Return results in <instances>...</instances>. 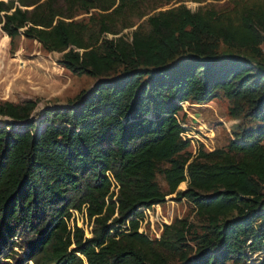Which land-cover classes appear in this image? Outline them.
<instances>
[{"label": "trees", "instance_id": "obj_1", "mask_svg": "<svg viewBox=\"0 0 264 264\" xmlns=\"http://www.w3.org/2000/svg\"><path fill=\"white\" fill-rule=\"evenodd\" d=\"M172 1L0 0L10 42L34 40L69 73L97 78L36 121V100L0 101V264H264V74L217 52L221 41L259 54L264 0L162 8ZM218 92L257 125L191 154L180 103ZM168 195L199 223L139 233L140 209ZM70 209H84L89 236L69 225ZM10 246L23 254L3 255Z\"/></svg>", "mask_w": 264, "mask_h": 264}, {"label": "rangeland", "instance_id": "obj_2", "mask_svg": "<svg viewBox=\"0 0 264 264\" xmlns=\"http://www.w3.org/2000/svg\"><path fill=\"white\" fill-rule=\"evenodd\" d=\"M185 5L190 11L197 8L214 7L216 9L228 7L227 0H173L162 7ZM87 14H80L75 18L86 19ZM130 29H124L126 33ZM111 35H107L110 37ZM217 52L222 55H236L247 60L255 69L264 74V42L259 44V54L254 55L250 50L241 47H229L218 41ZM60 53L47 52L41 49L39 43L18 35L12 42L4 37L0 31V101L7 100L20 102L25 99L36 100V106L30 114V119L36 121L45 107L65 106L74 101L82 91L89 90L97 78L87 75H73L63 69L58 63ZM179 57V56H178ZM177 57V58H178ZM109 76L108 78H112ZM106 79V78H104ZM230 101L220 92L216 98L207 103L181 102L178 119L187 129L192 142L188 151L194 154L198 146L206 151L215 148H225L228 140L244 129L253 128L257 122L243 118L240 115L232 116L229 113ZM264 144V137L260 140ZM155 181L164 189L165 183L159 173ZM185 182H181L177 189H184ZM172 197V196H171ZM168 202L161 205L162 213L167 211L172 219L186 217L188 221L198 224L192 206L183 199L166 198ZM83 227L84 217L79 213L75 215ZM85 235L88 234V223L83 227ZM148 235V233L146 231ZM153 238V235H150ZM17 239H13L16 241ZM13 251L15 257L22 255L24 250L19 246L7 247L3 255ZM259 254H252L251 258H258ZM30 263V262H28ZM250 263V261H248Z\"/></svg>", "mask_w": 264, "mask_h": 264}, {"label": "built area", "instance_id": "obj_3", "mask_svg": "<svg viewBox=\"0 0 264 264\" xmlns=\"http://www.w3.org/2000/svg\"><path fill=\"white\" fill-rule=\"evenodd\" d=\"M181 126L184 127V125L182 123H181ZM179 135L183 139L184 138L188 139L189 143L192 142L189 135L187 134L186 130L181 132ZM171 196H173V195L166 196L164 202H162V203L154 204L148 208L140 209V212L134 218L135 221H137V231L139 233H143L151 239L159 237L162 226L168 225L173 220L171 217V214L168 211L165 214H163L162 209H161V205L163 203L168 202V199H166V198H172ZM69 212H70V217L68 219L69 225L71 227L73 225H75V226H77L83 230V227H86V225L88 223V228H89L88 234H90V223L88 222V220L86 218L84 209H82L81 211L70 209ZM77 213H79L81 216L84 217L85 221L83 222V227H81V225H80V222L82 220L81 219H80V221L77 220V217L75 216ZM146 231L148 233H150V235H153V238L150 237V235H148L146 233ZM85 232H86V230H85ZM85 232L83 230L84 235H85ZM85 236H87V235H85Z\"/></svg>", "mask_w": 264, "mask_h": 264}]
</instances>
